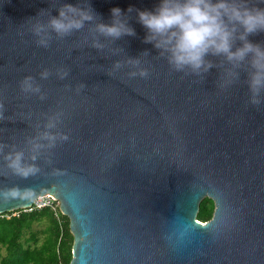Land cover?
<instances>
[{"label": "water", "instance_id": "1", "mask_svg": "<svg viewBox=\"0 0 264 264\" xmlns=\"http://www.w3.org/2000/svg\"><path fill=\"white\" fill-rule=\"evenodd\" d=\"M78 2L84 6L0 0V102L7 118L0 120V143L24 150L27 160L37 125L56 113L57 131L69 137L43 150L35 161L40 171L27 177L0 154V214L27 209L41 196L58 199L74 237L70 264H264V105L246 104L243 74L221 90L216 68L203 82L174 72L144 42L138 13L127 11L154 10L160 0H89L97 21L111 23V9L119 7L135 29L114 43L101 37L103 50L83 43L88 24L38 47L30 18L41 9L58 15L61 4ZM249 40L264 43V32ZM128 56L139 57L150 75L131 77L127 64L108 75L115 60ZM58 67L69 69L63 80ZM44 68L52 73L46 80L39 76ZM28 75L41 84L44 100L21 91ZM205 197L215 209L203 222Z\"/></svg>", "mask_w": 264, "mask_h": 264}, {"label": "clouds", "instance_id": "2", "mask_svg": "<svg viewBox=\"0 0 264 264\" xmlns=\"http://www.w3.org/2000/svg\"><path fill=\"white\" fill-rule=\"evenodd\" d=\"M262 3L264 0H160L154 10L130 6L127 11L138 13L139 23L147 30L144 42L152 43L159 50L158 56L164 57L174 72L194 75L199 77L198 82H203L210 69L216 68L219 70L217 87L221 90L240 83L243 74L249 93L246 104L259 110L264 105V43L252 42L249 36L264 32V7L259 6ZM57 10L58 15H52L51 10L41 9L36 17L30 18L29 31L38 47L47 49L53 39L62 41L81 32L86 24L88 34L83 36V43L91 40L90 46L97 50L107 46L101 37L114 43L125 35H136L129 17L119 7L111 9V23L97 21L98 15L89 0H84V6L79 2L76 5L63 3ZM44 15L48 17L46 22L39 18ZM141 54L149 55L147 50ZM125 64L132 69L128 72L131 77L150 75L149 68L142 66L139 57L129 56L125 61L115 60L108 75ZM51 74L50 69L44 68L39 76L46 80ZM56 75L63 80L69 75V69L58 67ZM84 87V83L79 84L77 91ZM20 89L41 100L46 98L41 84L31 75L22 79ZM4 112V104L0 102V120L7 119ZM60 122L61 113H56L47 117L42 128L37 125V134L28 141L31 155L27 160L24 150L0 143V154L8 167L23 177L38 173L40 168L35 161L42 151L69 138L57 131ZM5 148L12 150L5 152Z\"/></svg>", "mask_w": 264, "mask_h": 264}, {"label": "trees", "instance_id": "3", "mask_svg": "<svg viewBox=\"0 0 264 264\" xmlns=\"http://www.w3.org/2000/svg\"><path fill=\"white\" fill-rule=\"evenodd\" d=\"M214 201L205 197L198 219L212 218ZM74 237L60 206L0 214V264H70Z\"/></svg>", "mask_w": 264, "mask_h": 264}, {"label": "built area", "instance_id": "4", "mask_svg": "<svg viewBox=\"0 0 264 264\" xmlns=\"http://www.w3.org/2000/svg\"><path fill=\"white\" fill-rule=\"evenodd\" d=\"M46 206H50L52 207L54 210L57 209L58 206H60V202L58 199H56L55 197L51 196V195H45V196H41V197H38L35 201V203L25 209V210H28V211H31L33 209H41V208H44Z\"/></svg>", "mask_w": 264, "mask_h": 264}]
</instances>
